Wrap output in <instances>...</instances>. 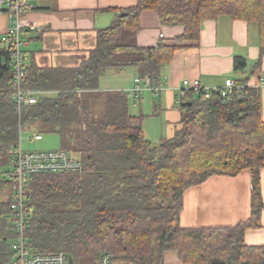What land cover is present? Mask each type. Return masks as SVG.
Listing matches in <instances>:
<instances>
[{"label":"trees","instance_id":"trees-1","mask_svg":"<svg viewBox=\"0 0 264 264\" xmlns=\"http://www.w3.org/2000/svg\"><path fill=\"white\" fill-rule=\"evenodd\" d=\"M146 11L156 13L162 27L180 28V34L154 47L138 46L139 19ZM100 12L114 18L96 31L95 47L84 63L72 69L25 64L24 89L35 94L36 103L19 111L10 55L0 43V264L12 259L9 202L1 201L11 186L6 178L11 150L19 130L33 127L42 135L55 134L58 150L82 163L79 174L28 178L26 237L33 250L64 253L73 264H97L103 253L117 262L163 264L165 252H174L182 264H264V247L243 242L262 208L260 89L243 78L236 81L242 88L224 99H204L193 89L178 94L180 128L155 145L142 131V115L130 114L127 93L100 88L101 79L127 70L163 84V70L174 52L196 47L202 22L221 16L254 25L260 54L249 71H260L264 0H136L131 8ZM246 69L244 58L233 59L235 73ZM48 92L54 95L41 96ZM243 170L251 174L250 220L229 228L179 227L185 188Z\"/></svg>","mask_w":264,"mask_h":264},{"label":"crops","instance_id":"crops-1","mask_svg":"<svg viewBox=\"0 0 264 264\" xmlns=\"http://www.w3.org/2000/svg\"><path fill=\"white\" fill-rule=\"evenodd\" d=\"M31 10L27 19L39 26V32L30 34L24 48L26 64L39 68L72 69L87 59L95 47L96 31L107 28L114 15L100 12L108 9H128L136 0H27ZM136 41L140 47H154L160 40L173 39L180 28L162 27L154 12H143L139 19ZM8 27V19L0 5V38ZM162 35V38H160ZM256 28L241 20L220 17L202 22L196 47L179 49L163 70V89L158 95L145 93L138 100L128 98L129 112L142 115L145 137L153 142L171 139L180 128L177 108L182 82L198 81L202 88H219L225 80L239 81L248 78L247 85L260 89L261 119L264 122V87H258L262 68L238 77L233 71V59L244 58L254 62L259 58ZM1 43V42H0ZM3 45H1L2 47ZM252 64V65H253ZM251 65V66H252ZM250 66V67H251ZM240 74V73H238ZM258 76L255 78V75ZM132 71L101 79L103 91H127L132 87ZM54 95L52 92L41 96ZM40 134L36 127L29 130ZM42 135V134H40ZM259 188L262 208L257 226L244 231L247 246L264 247V167L259 171ZM251 174L243 170L235 176L213 175L204 182L184 189L182 209L178 217L180 228H229L251 219ZM9 190L1 193L5 203ZM174 252H165L163 264H182ZM179 263H178V262Z\"/></svg>","mask_w":264,"mask_h":264},{"label":"built area","instance_id":"built-area-1","mask_svg":"<svg viewBox=\"0 0 264 264\" xmlns=\"http://www.w3.org/2000/svg\"><path fill=\"white\" fill-rule=\"evenodd\" d=\"M0 5L8 19V27L1 36L0 42L8 51L11 59V67L15 77L13 101L19 111L23 107L36 103L35 94L24 89L26 56L24 48L30 34L39 32L36 22L27 19V13L31 10L27 0H0ZM162 38V35H160ZM163 85L157 84L150 78L135 76L132 87L127 91L128 98L138 100L145 92L158 95ZM258 87H264V76L261 74ZM242 85L234 80H225L224 86L219 88H202L198 81L182 82L179 96L184 95L188 89L200 91L204 99L219 97L226 98L231 91L241 89ZM21 131L19 130V137ZM31 141L42 140L40 134H32ZM11 162L8 165L6 178L11 181L8 198L12 218L13 240L10 244L12 259L10 264H69L70 257L64 253H42L31 248L26 237L30 212L27 209V201L24 195L26 183L31 175L44 174H79L82 171L81 161L63 150L46 152H26L22 150L19 142L11 150ZM97 264H133L129 262H117L110 254L103 253L98 257Z\"/></svg>","mask_w":264,"mask_h":264},{"label":"rangeland","instance_id":"rangeland-1","mask_svg":"<svg viewBox=\"0 0 264 264\" xmlns=\"http://www.w3.org/2000/svg\"><path fill=\"white\" fill-rule=\"evenodd\" d=\"M251 25H252V27H254L253 24H251ZM248 62H249V65L247 66V69L244 72L245 75L248 74L250 66L253 64V63H251L252 61H250V60H248ZM241 75H242V73H240V74L237 73V75H234L233 78H238ZM257 76H258V74L255 75V78ZM32 136H33L32 132H30L29 130L21 131L20 137H19V142H20V145H21L23 151H26V152H31V151L32 152H34V151L46 152V151L58 150V148H59L58 137L55 134H44V135H42V140L39 142L31 141ZM152 143L156 145L159 143V141H153Z\"/></svg>","mask_w":264,"mask_h":264},{"label":"water","instance_id":"water-1","mask_svg":"<svg viewBox=\"0 0 264 264\" xmlns=\"http://www.w3.org/2000/svg\"><path fill=\"white\" fill-rule=\"evenodd\" d=\"M123 15H125V14H123ZM69 264H73V261L71 258L69 259Z\"/></svg>","mask_w":264,"mask_h":264}]
</instances>
